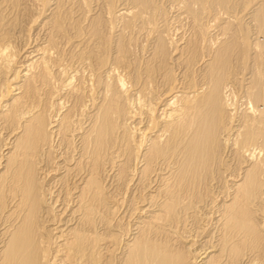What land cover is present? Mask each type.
<instances>
[{"label":"bare ground","instance_id":"1","mask_svg":"<svg viewBox=\"0 0 264 264\" xmlns=\"http://www.w3.org/2000/svg\"><path fill=\"white\" fill-rule=\"evenodd\" d=\"M0 264H264V0H0Z\"/></svg>","mask_w":264,"mask_h":264}]
</instances>
